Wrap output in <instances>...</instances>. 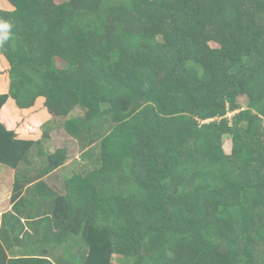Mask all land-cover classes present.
<instances>
[{"label":"trees","instance_id":"obj_1","mask_svg":"<svg viewBox=\"0 0 264 264\" xmlns=\"http://www.w3.org/2000/svg\"><path fill=\"white\" fill-rule=\"evenodd\" d=\"M0 21V264H264V0H0ZM52 123L100 138L59 188ZM24 218L77 255L8 258Z\"/></svg>","mask_w":264,"mask_h":264},{"label":"rangeland","instance_id":"obj_2","mask_svg":"<svg viewBox=\"0 0 264 264\" xmlns=\"http://www.w3.org/2000/svg\"><path fill=\"white\" fill-rule=\"evenodd\" d=\"M238 104L241 108L245 109L248 106V101L245 97H239L237 99ZM236 112V111H235ZM235 112H231L227 114V117H231ZM84 116V110L80 108L74 109L69 116L66 118L69 119H82ZM48 129V128H47ZM50 135L51 137L47 139L42 148L46 151V153H52L59 148H66L69 151L70 159L67 160L64 164V167H59L50 172V174H46L40 178V180L45 181L47 184H53L56 188H59L61 185V181L63 178H68L72 173L79 171L83 174V164L89 166V169L96 168L98 166V155L100 152L99 142L100 138H98L93 146L89 149L81 147L82 138H78L73 136L65 126L61 124L52 123ZM229 142H224V149L228 152ZM34 165V168L38 172L42 167H44V159L38 158L36 155H33L32 159L29 158ZM25 167V166H24ZM23 167V168H24ZM28 167V166H26ZM25 169V168H24ZM32 169V168H31ZM33 170V169H32ZM23 171V170H22ZM16 171L7 169V171H0V175L4 178L11 179ZM22 173V172H21ZM16 175V174H15ZM29 190V189H28ZM2 194V193H1ZM5 194V193H4ZM76 244V243H75ZM52 251L55 252V256H59L62 260H65L69 254H76V246L73 247H52ZM77 255V254H76Z\"/></svg>","mask_w":264,"mask_h":264},{"label":"crops","instance_id":"obj_3","mask_svg":"<svg viewBox=\"0 0 264 264\" xmlns=\"http://www.w3.org/2000/svg\"><path fill=\"white\" fill-rule=\"evenodd\" d=\"M64 165H63V167H64ZM7 169L13 170L11 168H8V167L0 164V171H2V170L7 171ZM15 174H14V176H12L11 179L4 178L0 175V216L11 210L12 205L10 203V197H11V194L13 191ZM47 185L49 187H55L53 184H51V185L47 184ZM26 188L30 189V185H28ZM27 189L23 190V195H26ZM31 208H35L34 211H36V212H41L40 215H37L39 217L34 216V219L31 218L35 222V220H38L42 216H44L42 212H44V211L46 212V209L48 207H45L44 204L42 203V205H38L36 207H31ZM50 212H51V209L49 210V213ZM49 213L47 210V212L45 213V216H48ZM33 221H30V222H33ZM21 222L24 226V229H23V231H21L17 235L18 236L17 241H15L13 244H11V246H9L7 248L6 253H7L8 258L38 256V255H41V253L43 251H45L46 249H49V253L51 254L49 256V258L51 260H54L55 258L61 259L59 256H55V252L51 250L52 248L51 247L49 248L48 244L42 239L43 236H45L44 235L45 231H46L45 224H42L39 226H38V223L37 224H34V223L29 224L28 222H26L25 218L22 219ZM9 236H8V238H9ZM12 239L13 238L11 237L9 239V241L11 242ZM54 247H57V246H54Z\"/></svg>","mask_w":264,"mask_h":264},{"label":"clouds","instance_id":"obj_4","mask_svg":"<svg viewBox=\"0 0 264 264\" xmlns=\"http://www.w3.org/2000/svg\"><path fill=\"white\" fill-rule=\"evenodd\" d=\"M12 25L6 21H0V46L9 40Z\"/></svg>","mask_w":264,"mask_h":264}]
</instances>
